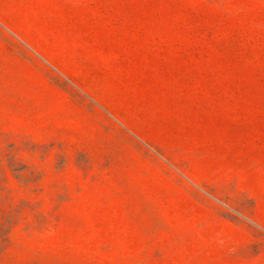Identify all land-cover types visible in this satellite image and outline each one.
<instances>
[{
	"label": "rangeland",
	"instance_id": "1",
	"mask_svg": "<svg viewBox=\"0 0 264 264\" xmlns=\"http://www.w3.org/2000/svg\"><path fill=\"white\" fill-rule=\"evenodd\" d=\"M0 264H264V0H0Z\"/></svg>",
	"mask_w": 264,
	"mask_h": 264
}]
</instances>
